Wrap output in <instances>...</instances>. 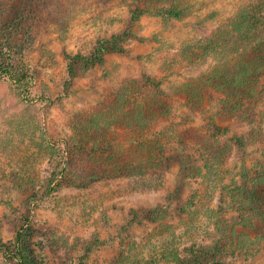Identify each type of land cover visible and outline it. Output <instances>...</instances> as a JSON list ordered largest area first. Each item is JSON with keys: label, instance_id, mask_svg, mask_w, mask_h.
I'll list each match as a JSON object with an SVG mask.
<instances>
[{"label": "rangeland", "instance_id": "obj_1", "mask_svg": "<svg viewBox=\"0 0 264 264\" xmlns=\"http://www.w3.org/2000/svg\"><path fill=\"white\" fill-rule=\"evenodd\" d=\"M248 2L191 0V14L166 22L153 12L134 19L132 9L137 3L144 6L140 0H16L8 10V0H0V64L5 60L4 63L24 66L31 76L24 98L9 81L0 80V264H7L3 243L14 240L27 211V195L18 188L19 184H32L28 188L30 193L34 191L30 219L39 232L42 228L47 232L53 229L47 234L51 243L43 232L36 235L38 253L44 260L78 264L83 257L89 264H113L118 255H125L120 264H133L132 260L137 264H172L165 259L173 248H178L182 256H189L185 248L197 241L205 246L213 242L218 232L212 223L206 224L205 216L195 222L190 218L191 222L190 216L182 215L179 209L187 201L185 198L195 194V187L198 190L194 200L204 213L206 208L218 206L222 193L218 188L214 193L209 190L208 196L209 187L202 190L206 185L202 179L179 189V162L168 171L169 187L161 190L128 193L122 189L123 182L113 178L78 187L72 176L64 179L63 171L56 172L54 158L36 143L39 138L22 135L20 128L25 125V114L35 113L41 121L39 128L45 127L54 141H65L72 132L70 117L107 98L110 86H118L125 76L163 77L160 65L165 55L173 54L187 38L211 35ZM123 33L127 53L108 55L104 66L97 65L86 76H79L72 87L66 84L68 53H87L99 38ZM181 76L177 78L187 80L186 73ZM207 109L193 125L216 117L219 105L214 101ZM261 111L264 118V103ZM216 120L220 125L229 124L218 117ZM230 124L226 137L234 131H247L242 122ZM112 130L116 140L130 146L127 128L121 124ZM257 155L253 148L235 150L228 162V175L238 174L244 164L252 166ZM156 206L171 212L167 220L171 230L166 232L164 242L158 237V222L153 223L144 211ZM256 231L252 234L258 253L255 257L240 253L229 256L233 264H264V222ZM52 243L56 248L50 247ZM173 243L175 247L171 246ZM56 254H62L63 259Z\"/></svg>", "mask_w": 264, "mask_h": 264}, {"label": "trees", "instance_id": "obj_2", "mask_svg": "<svg viewBox=\"0 0 264 264\" xmlns=\"http://www.w3.org/2000/svg\"><path fill=\"white\" fill-rule=\"evenodd\" d=\"M15 1L8 0L6 10L13 8ZM140 2L144 6L137 3L132 9L134 19L153 12L168 22L192 12L191 0ZM125 36L112 34L99 38L87 53H68L66 84L72 87L79 76H86L97 65L104 66L108 55L127 53ZM4 61L0 64V80L9 81L17 93L26 97L31 76L24 66ZM179 68L183 71L178 72ZM160 70V78L151 74L125 76L118 86H110L107 98L70 117L72 132L63 142L54 141L45 127L39 128L41 121L31 112L24 116L21 133L33 139L38 137L36 143L54 158L56 172L63 171L64 179L72 176L78 187L113 178L120 179L122 189L128 193L161 190L169 187L168 171L179 162V189L202 179L201 183L206 184L202 190L209 187L208 196L209 190L214 193L218 188L222 193L218 206L208 207L204 213L194 200L198 190L195 187V194L184 199L187 201L179 211L194 222L205 216L206 224L212 223L218 234L208 246L197 241L185 248L189 256H182L178 248H173L165 260L172 264H233L228 257L236 253L255 257L258 250L252 233L264 222V118L260 115L264 103V0H250L206 38L182 41L173 54L164 56ZM182 72L187 80L177 78L182 77ZM214 101L219 105L217 116L193 125ZM217 117L229 124L220 125ZM239 122L247 131H234L226 137L230 123ZM121 124L127 128L130 146L116 140L112 128ZM248 148L258 151L256 161L249 167L244 164L238 174L228 175V162L235 150ZM31 187V183L18 186L27 195V211L14 240L3 243L6 263L64 264L57 259L44 260L38 253L36 235L43 232L49 242L47 234L53 229L47 232L42 228L39 232L31 221ZM144 211L153 223L158 222V237L164 242L166 232L171 230V223H167L171 212L161 206ZM171 246L175 247L174 243ZM50 247L56 248L53 243ZM56 255L63 259L62 254ZM124 256L118 255L113 264H120ZM130 263L137 264L133 260ZM78 264L89 262L82 257Z\"/></svg>", "mask_w": 264, "mask_h": 264}]
</instances>
